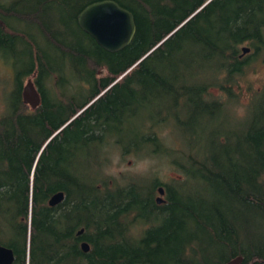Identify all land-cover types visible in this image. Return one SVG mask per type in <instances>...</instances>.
<instances>
[{
	"label": "trees",
	"instance_id": "trees-1",
	"mask_svg": "<svg viewBox=\"0 0 264 264\" xmlns=\"http://www.w3.org/2000/svg\"><path fill=\"white\" fill-rule=\"evenodd\" d=\"M93 1L0 0V61L11 70L0 113V245L13 264H264V91L235 129L204 130V143L195 131L230 109L247 64L264 62V0H114L135 26L115 52L76 23ZM30 75L33 109L21 98ZM174 126L185 150L157 133ZM113 147L164 157L180 177L117 185L103 174ZM59 191L56 212L47 200Z\"/></svg>",
	"mask_w": 264,
	"mask_h": 264
},
{
	"label": "rangeland",
	"instance_id": "rangeland-1",
	"mask_svg": "<svg viewBox=\"0 0 264 264\" xmlns=\"http://www.w3.org/2000/svg\"><path fill=\"white\" fill-rule=\"evenodd\" d=\"M10 76L11 70L8 68V64L0 61V113L3 109V97L10 88ZM28 78L32 81V75ZM22 84H25V79ZM262 91H264V62L258 60L247 64L242 74L235 79L230 87L233 98L230 109L224 107L223 110L217 109L214 113L212 111V117L210 115L204 116L203 119L201 117L202 121L195 128L196 132L202 130L198 136L199 141L204 143L209 130L215 132L222 129H235L239 123L237 120L242 117L251 97ZM209 92L212 95L211 97L217 98L222 102H225L227 99V96L215 86L210 87ZM222 120L225 121L224 126L220 124ZM190 127L193 126H188V128ZM204 130H206V134ZM157 133L163 140L172 141L174 145H177L172 137L179 141L182 136L181 134L184 132L174 126V129H172L173 136L170 135L168 127L160 129ZM179 142L182 144V149L185 150L186 146L181 141ZM105 157L103 174L108 176L117 185L123 186L130 182H147L152 180V178H155L156 181L167 182L171 178L178 180L180 177L179 172L171 167L164 157L141 155L132 152L121 154L115 147L107 148L105 150ZM89 163L90 175L97 178L99 170L93 164L91 157ZM145 165H147L146 168L144 167ZM155 196L157 197L158 194H155Z\"/></svg>",
	"mask_w": 264,
	"mask_h": 264
},
{
	"label": "water",
	"instance_id": "water-1",
	"mask_svg": "<svg viewBox=\"0 0 264 264\" xmlns=\"http://www.w3.org/2000/svg\"><path fill=\"white\" fill-rule=\"evenodd\" d=\"M78 27L91 37L95 43L107 52H115L123 48L131 40L134 33V20L130 11L120 6L114 0H98L85 5L76 15ZM249 48L241 47V54L247 53ZM22 102L30 109L39 104V95L33 82L27 78L21 90ZM162 188L158 187L156 202L159 203ZM63 193L56 192L47 200L48 206H53L61 201ZM79 229L76 234H80ZM80 248L86 252L88 243L82 241ZM241 256H236L226 261L224 264H240ZM12 253L10 249L0 245V264H11Z\"/></svg>",
	"mask_w": 264,
	"mask_h": 264
},
{
	"label": "flooded vegetation",
	"instance_id": "flooded-vegetation-1",
	"mask_svg": "<svg viewBox=\"0 0 264 264\" xmlns=\"http://www.w3.org/2000/svg\"><path fill=\"white\" fill-rule=\"evenodd\" d=\"M160 187L162 188V186H160ZM162 194H163V189H162V193H161V198H163V197H162V196H163ZM161 201H162V200H161ZM161 201H160V202H161ZM59 203H60V202H58L57 204L51 206V207H53V208H56V209H55L56 212L59 211V208H60ZM1 246H4V245H1ZM4 247H6V246H4ZM6 248L10 249V251H11V253H12V262H11V264H13L14 261H15V259H16L17 257H15V255H14V253H13V251H12V249H11L10 247H6Z\"/></svg>",
	"mask_w": 264,
	"mask_h": 264
},
{
	"label": "clouds",
	"instance_id": "clouds-1",
	"mask_svg": "<svg viewBox=\"0 0 264 264\" xmlns=\"http://www.w3.org/2000/svg\"><path fill=\"white\" fill-rule=\"evenodd\" d=\"M145 168L147 167V165L144 166Z\"/></svg>",
	"mask_w": 264,
	"mask_h": 264
}]
</instances>
